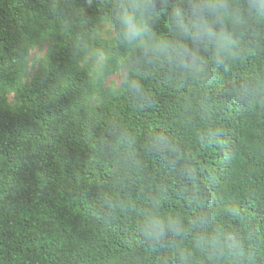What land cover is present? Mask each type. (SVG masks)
I'll use <instances>...</instances> for the list:
<instances>
[{"label":"trees","instance_id":"trees-1","mask_svg":"<svg viewBox=\"0 0 264 264\" xmlns=\"http://www.w3.org/2000/svg\"><path fill=\"white\" fill-rule=\"evenodd\" d=\"M110 11L0 0V264H264V22L236 29L227 70L208 54L211 75L196 79L138 63ZM169 19L154 29L170 36ZM122 70L150 103L111 80ZM160 134L178 156L153 150ZM155 203L183 235L140 234ZM215 229L237 235L243 261L196 247Z\"/></svg>","mask_w":264,"mask_h":264},{"label":"clouds","instance_id":"clouds-1","mask_svg":"<svg viewBox=\"0 0 264 264\" xmlns=\"http://www.w3.org/2000/svg\"><path fill=\"white\" fill-rule=\"evenodd\" d=\"M109 3V30H116L115 36L121 45L132 51L139 50L138 63L167 65L185 78L210 77L209 62L205 58L208 54H212L218 68L227 70L228 61L240 58L241 39L236 29L245 27L248 20L264 22V0H244L243 9L234 0H109ZM87 5L91 8L93 0H87ZM165 14L170 15L166 23L170 36L154 29L155 22ZM123 64L126 69L127 60ZM116 79L127 83L142 102L150 103L142 83L130 79L126 70ZM248 91V86H241L242 95ZM152 148L166 159L169 155H179L178 147L164 134L154 138ZM187 176L195 181V169H189ZM161 207L155 203V210L145 213L140 225V234L155 244L165 240L168 233L177 237L184 234L178 222L160 214ZM195 223L203 227L208 220L198 217ZM196 247L211 250L210 259L227 253V258L240 262L247 255L236 234L220 229L199 238Z\"/></svg>","mask_w":264,"mask_h":264},{"label":"rangeland","instance_id":"rangeland-1","mask_svg":"<svg viewBox=\"0 0 264 264\" xmlns=\"http://www.w3.org/2000/svg\"><path fill=\"white\" fill-rule=\"evenodd\" d=\"M39 55H42V52L41 51H39V50H34L33 52H32V54H31V64H33V60H34V58H36V56H39ZM33 71V70H32ZM118 75H115V76H113L112 78H111V80H114V81H116V83H121L118 79H116V77H117Z\"/></svg>","mask_w":264,"mask_h":264}]
</instances>
